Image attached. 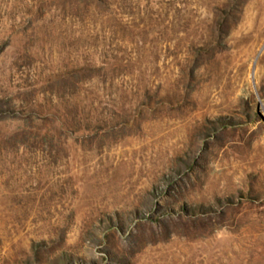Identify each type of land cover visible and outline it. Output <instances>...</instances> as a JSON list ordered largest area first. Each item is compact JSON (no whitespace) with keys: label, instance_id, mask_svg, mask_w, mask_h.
Segmentation results:
<instances>
[{"label":"rangeland","instance_id":"374dc122","mask_svg":"<svg viewBox=\"0 0 264 264\" xmlns=\"http://www.w3.org/2000/svg\"><path fill=\"white\" fill-rule=\"evenodd\" d=\"M0 264H264V0H0Z\"/></svg>","mask_w":264,"mask_h":264}]
</instances>
